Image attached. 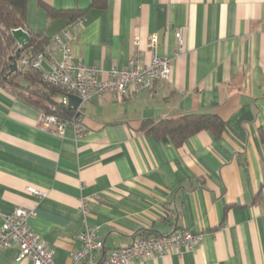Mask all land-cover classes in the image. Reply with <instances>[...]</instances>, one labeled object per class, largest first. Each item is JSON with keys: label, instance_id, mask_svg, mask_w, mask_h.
<instances>
[{"label": "crops", "instance_id": "1", "mask_svg": "<svg viewBox=\"0 0 264 264\" xmlns=\"http://www.w3.org/2000/svg\"><path fill=\"white\" fill-rule=\"evenodd\" d=\"M40 4L86 11L70 43L86 66L125 67L135 39L147 63L152 35L172 66L168 80L134 96L81 104V137L40 129L42 112L0 83V214L32 209L29 226L55 264H73L72 237L85 225L98 228L97 258L145 231L187 230L203 233L193 251L135 264H264V0H107L102 10H89L90 0H27L25 27L44 34L47 69L60 60L51 38L70 23L50 22ZM192 113L220 118V137L202 131L174 147L139 130L147 119ZM90 198L83 218L80 201ZM17 255L15 246L0 250V264H31Z\"/></svg>", "mask_w": 264, "mask_h": 264}, {"label": "built area", "instance_id": "2", "mask_svg": "<svg viewBox=\"0 0 264 264\" xmlns=\"http://www.w3.org/2000/svg\"><path fill=\"white\" fill-rule=\"evenodd\" d=\"M81 25V19L70 23L66 28L51 38L56 47L60 60L51 62L45 68L47 51L35 53L24 49L20 54L19 66H30L36 69L43 82L58 87L69 95L80 99L81 104L91 101L93 97L105 100L108 95L126 98L136 95L139 91L148 89L158 80H168L172 60L157 54L158 39L152 35L148 41L150 59L147 63L142 60L139 40L134 41V51L128 63L123 68H113L105 71L102 68L86 66L76 60L72 54L70 43L73 41L74 30ZM264 31V26H263ZM177 43L176 57L184 52V41L180 33H175ZM106 73L107 79L102 75ZM67 104V98L62 99ZM80 104V105H81ZM74 109L70 119H61L52 115L40 114L38 127L52 135L63 137L65 130L71 127L77 137L84 132L83 114L81 106ZM27 193L36 199H43L45 194L27 188ZM94 199L80 201L79 210L86 218L89 207ZM34 215L32 209L16 207L10 214H0V250H7L15 246L18 255L16 263L27 260L31 264H55L54 251L29 226V220ZM202 232L175 230L168 235L139 237L131 245L111 250L106 258H97L103 250L98 236V228L85 225L84 229L72 241L80 243V249L71 254L73 264H135L152 258H163L170 254L181 255L193 251L202 240Z\"/></svg>", "mask_w": 264, "mask_h": 264}, {"label": "trees", "instance_id": "3", "mask_svg": "<svg viewBox=\"0 0 264 264\" xmlns=\"http://www.w3.org/2000/svg\"><path fill=\"white\" fill-rule=\"evenodd\" d=\"M27 0H0V83L13 95L33 105L45 115L70 119L74 113L68 104H64L63 97H68L65 91L45 83L40 73L30 66H19L20 54L24 49L35 53L44 51L47 41L40 31H27L26 22ZM50 22L64 18L69 23L81 19L86 11H57L44 4ZM107 0H90V9H105ZM23 30L28 36V42L19 47L11 36L12 31ZM17 65L14 70V65ZM14 70V71H13ZM13 71V72H12ZM224 122L211 114H184L178 118L147 119L142 121L139 130L145 135L152 136L164 144L180 147L187 139L199 132H210L215 138L220 137L224 130ZM149 232L142 233V237L155 236Z\"/></svg>", "mask_w": 264, "mask_h": 264}, {"label": "water", "instance_id": "4", "mask_svg": "<svg viewBox=\"0 0 264 264\" xmlns=\"http://www.w3.org/2000/svg\"><path fill=\"white\" fill-rule=\"evenodd\" d=\"M11 36L15 40V42L17 43V45L19 47H23L24 45H26L27 42H28V39H29L28 34L25 31H23V30L12 31L11 32ZM16 68H17V65L15 64L14 65V70H16ZM67 99H68V103L67 104H68V106L71 109H75L81 104L80 99L75 97V96H73V95H69L67 97Z\"/></svg>", "mask_w": 264, "mask_h": 264}]
</instances>
